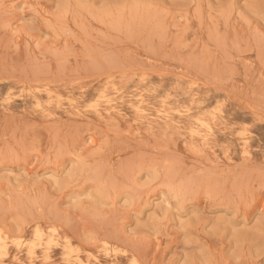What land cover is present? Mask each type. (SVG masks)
<instances>
[{
	"label": "rangeland",
	"instance_id": "rangeland-1",
	"mask_svg": "<svg viewBox=\"0 0 264 264\" xmlns=\"http://www.w3.org/2000/svg\"><path fill=\"white\" fill-rule=\"evenodd\" d=\"M0 230V264H264V0H0Z\"/></svg>",
	"mask_w": 264,
	"mask_h": 264
},
{
	"label": "bare ground",
	"instance_id": "bare-ground-1",
	"mask_svg": "<svg viewBox=\"0 0 264 264\" xmlns=\"http://www.w3.org/2000/svg\"><path fill=\"white\" fill-rule=\"evenodd\" d=\"M193 131H194V130H193ZM0 231H1V230H0ZM41 239H42V238H40V240H39V242H38V245H42V244H43V242H41ZM7 246H8L7 238H4L3 235H2L1 232H0V251H1V250H6V251H7V248H8ZM29 253H30V255H31L32 257H34L36 251H34V250L32 249Z\"/></svg>",
	"mask_w": 264,
	"mask_h": 264
}]
</instances>
